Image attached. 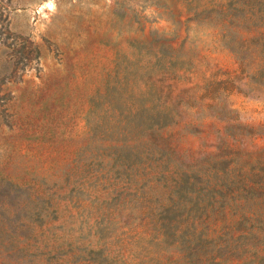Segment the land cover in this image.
<instances>
[{"label":"rangeland","instance_id":"obj_1","mask_svg":"<svg viewBox=\"0 0 264 264\" xmlns=\"http://www.w3.org/2000/svg\"><path fill=\"white\" fill-rule=\"evenodd\" d=\"M263 8L0 0V209L28 205L11 221L30 244L103 249L105 264H264V87L238 60Z\"/></svg>","mask_w":264,"mask_h":264},{"label":"trees","instance_id":"obj_2","mask_svg":"<svg viewBox=\"0 0 264 264\" xmlns=\"http://www.w3.org/2000/svg\"><path fill=\"white\" fill-rule=\"evenodd\" d=\"M262 11L261 20L264 22V8ZM236 27H233V29L232 26H228L230 28L229 32H234L237 29ZM255 28L257 29L256 35L248 40L249 46L244 51L245 55L238 57V60L242 66L245 65L252 69L250 82L258 83L261 87H264V23L259 26L255 25ZM156 122L159 124V129L174 123L168 117L157 119ZM150 141L158 146L162 144V139L154 133L151 134ZM262 156L264 158V153ZM262 168L264 171V165ZM4 183L9 190H25V187L21 184ZM22 204L23 202L18 207L15 204L7 205L3 203V208L0 209V215H2L0 220V264H51L49 262L51 257L56 260L53 264H75L80 262L81 264H105L108 262L103 249L96 250L81 245L73 246L71 243L30 244L28 241L32 238L33 233L29 230V223L20 220L11 221V216L17 210L20 212L27 211L28 205L22 206Z\"/></svg>","mask_w":264,"mask_h":264}]
</instances>
